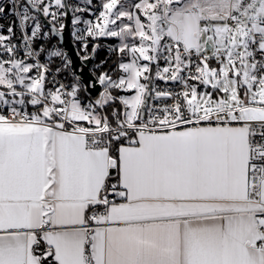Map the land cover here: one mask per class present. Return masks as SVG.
<instances>
[{
	"label": "snow or ice",
	"instance_id": "6c2138e0",
	"mask_svg": "<svg viewBox=\"0 0 264 264\" xmlns=\"http://www.w3.org/2000/svg\"><path fill=\"white\" fill-rule=\"evenodd\" d=\"M8 14L0 264H264V0H0Z\"/></svg>",
	"mask_w": 264,
	"mask_h": 264
},
{
	"label": "water",
	"instance_id": "95a60500",
	"mask_svg": "<svg viewBox=\"0 0 264 264\" xmlns=\"http://www.w3.org/2000/svg\"><path fill=\"white\" fill-rule=\"evenodd\" d=\"M65 24H66V28H65V31L63 32V45L62 46L67 51L69 57L73 60L74 64L78 68L80 61L78 57L76 56V47L74 45V42L71 36V16L70 15L69 17L66 18ZM46 28H49V27L46 25ZM56 38L59 39V37H56ZM89 67H91V64L89 65ZM84 76L87 79L88 77L87 69H85L84 71Z\"/></svg>",
	"mask_w": 264,
	"mask_h": 264
},
{
	"label": "built area",
	"instance_id": "2783aa9c",
	"mask_svg": "<svg viewBox=\"0 0 264 264\" xmlns=\"http://www.w3.org/2000/svg\"><path fill=\"white\" fill-rule=\"evenodd\" d=\"M5 2H7V0H5ZM69 2H75V0H69ZM81 3H82V0H81ZM94 3H98V0H94ZM85 18H91V17L88 16V14H85ZM15 19L16 18L14 16L10 15V14L5 15L3 17H0V32H2V34L7 35V28L9 26H11L15 22ZM65 22H66V20H65ZM47 30H49V28H47L45 31H47ZM71 33H72V25H71ZM19 36H20V32L17 29L16 30V36L13 38V42L18 43L19 42V40H18ZM72 40H73V37H72ZM52 42L59 44V39L58 38H53ZM73 42H74V40H73ZM101 42L102 43H108V41H104V40H102ZM74 45H75V42H74ZM75 47H76V45H75ZM101 50H103L105 52V57H106L108 55L107 49L102 48ZM100 51L97 54H99ZM95 62H96V60L94 61V63Z\"/></svg>",
	"mask_w": 264,
	"mask_h": 264
},
{
	"label": "trees",
	"instance_id": "16d2710c",
	"mask_svg": "<svg viewBox=\"0 0 264 264\" xmlns=\"http://www.w3.org/2000/svg\"><path fill=\"white\" fill-rule=\"evenodd\" d=\"M47 28L45 27L44 30H46ZM105 57V52L103 50L100 51L99 54H97V57H96V62H98L100 59H103Z\"/></svg>",
	"mask_w": 264,
	"mask_h": 264
}]
</instances>
